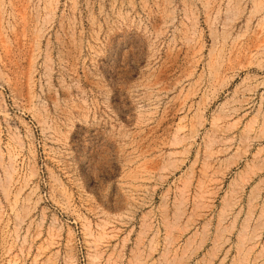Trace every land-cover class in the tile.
<instances>
[{
    "label": "rangeland",
    "instance_id": "1",
    "mask_svg": "<svg viewBox=\"0 0 264 264\" xmlns=\"http://www.w3.org/2000/svg\"><path fill=\"white\" fill-rule=\"evenodd\" d=\"M0 264H264V0H0Z\"/></svg>",
    "mask_w": 264,
    "mask_h": 264
}]
</instances>
